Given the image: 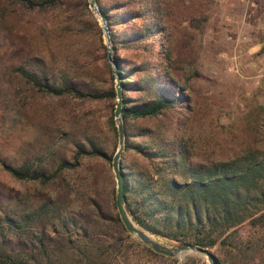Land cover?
I'll use <instances>...</instances> for the list:
<instances>
[{
  "label": "rangeland",
  "instance_id": "374dc122",
  "mask_svg": "<svg viewBox=\"0 0 264 264\" xmlns=\"http://www.w3.org/2000/svg\"><path fill=\"white\" fill-rule=\"evenodd\" d=\"M158 1L169 33L164 43L171 61L166 62L158 53V41L151 54L126 49L118 54L135 63L147 60L155 67L154 72L159 71L157 67L168 71L183 87L188 107L183 102L157 117L130 120V132L136 134L140 127H146L151 135L176 137L185 142L192 165L226 161L256 151L264 156V0ZM96 20L101 28L88 0H60L54 6L33 10L0 0V83L10 92L4 96L0 91V160L16 165L29 155H38L48 160L53 170L61 157L73 159L75 143L83 138L102 145L108 154L115 153L118 134L110 130L107 119L112 113L114 116L116 99L82 101L48 96L26 83L17 71L22 68L41 73L49 82L66 76L79 87L115 89L113 66L107 47H102L106 40ZM124 156L129 162H141L133 150ZM81 164L64 173L75 191L71 206L89 214L96 210L90 202H96L100 208L96 211L101 210L104 220L95 218L96 225L91 228L106 232L109 241L122 238L125 246L112 264L172 262L146 252L142 248L146 245L126 230L142 246L131 244L126 233L110 223L115 211L109 194L110 180L115 182L112 164L87 158ZM64 192L60 180L49 185L16 180L0 162V214L16 199L36 205L44 196L59 199ZM238 230L242 236L254 235L264 244V227L254 229L246 221ZM149 234L165 246H178ZM49 235V242L58 238L50 231ZM209 250L219 259L224 257L219 245ZM185 256H174V264H183ZM196 256L197 264H208Z\"/></svg>",
  "mask_w": 264,
  "mask_h": 264
},
{
  "label": "trees",
  "instance_id": "16d2710c",
  "mask_svg": "<svg viewBox=\"0 0 264 264\" xmlns=\"http://www.w3.org/2000/svg\"><path fill=\"white\" fill-rule=\"evenodd\" d=\"M6 1L33 10L54 6L60 0ZM96 2L106 18L112 57L121 76L123 152L133 150L141 160L129 162L124 153L120 160L124 206L130 218L141 229L178 246L191 243L209 249L219 245L224 257L219 259L212 253L216 264H264V244L254 235L242 236L238 230L246 221L254 229L264 227V156L256 151L226 161L192 165L189 149L176 137L165 139L158 133L151 135L146 127H140L136 134L130 132V120L157 117L183 102L188 107V98L168 71L162 72L157 67L159 71L154 72L155 67L147 60L135 63L118 54L120 49L151 54L155 50L154 42L158 41V53L166 62L171 61L169 48L164 43L169 33L161 16L160 2ZM96 25L101 31L97 20ZM100 39L103 42L102 36ZM102 47L106 49L103 43ZM17 71L26 83L48 96L82 101L116 99L114 88L79 87L66 76L49 82L41 73L22 68ZM5 90L0 83L2 94H10ZM129 92L138 96L133 98ZM107 124L117 135L113 113L108 116ZM133 137L142 140L136 141ZM75 146L73 159L61 157L53 170L49 161L38 155H29L16 165L0 160L3 169L16 180L41 185L60 180L65 191L59 199L44 196L36 205L19 199L8 203V209L0 214V264H112L115 255L122 251L125 246L122 238L109 241L106 232L91 228L96 225L95 218L104 220L101 210L96 211L100 209L96 202L87 198L96 209L89 214H82L71 206L75 191L64 177L65 172L75 170L86 158L110 165L114 152L108 154L102 145L89 138L79 140ZM115 186L114 180H110L109 194L115 210L110 223L118 225L131 244L142 246L130 237L120 221ZM49 231L57 240L49 242ZM7 236L17 238L11 240ZM142 248L153 256L171 259L168 264L177 260L148 246ZM183 264H197V256L186 255Z\"/></svg>",
  "mask_w": 264,
  "mask_h": 264
},
{
  "label": "water",
  "instance_id": "95a60500",
  "mask_svg": "<svg viewBox=\"0 0 264 264\" xmlns=\"http://www.w3.org/2000/svg\"><path fill=\"white\" fill-rule=\"evenodd\" d=\"M89 8L92 12L100 19L101 28L106 40L107 47V58L113 66V74L115 76V92H116V105L114 109V120L116 123L118 141L116 151L112 158V171L114 174L116 182V191H115V205L117 213L119 215L120 221L124 225L125 229L133 235L137 240L141 241L144 245L150 247L153 251L159 254L166 256H177L182 258L187 254H196L205 258L208 264H216L214 260V255L208 248H203L198 245L191 243H186L180 246L168 247L157 240H155L149 233L138 227L130 218L127 210L124 206V186L123 178L120 170V160L124 150L125 145V135L123 128V118H122V104H123V95H122V86H121V76L118 73V65L112 57V43L109 36V31L107 29L106 18L101 13L96 0H88Z\"/></svg>",
  "mask_w": 264,
  "mask_h": 264
}]
</instances>
